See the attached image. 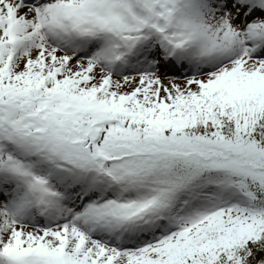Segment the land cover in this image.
<instances>
[{
    "label": "snow or ice",
    "instance_id": "1",
    "mask_svg": "<svg viewBox=\"0 0 264 264\" xmlns=\"http://www.w3.org/2000/svg\"><path fill=\"white\" fill-rule=\"evenodd\" d=\"M0 264H264V0H0Z\"/></svg>",
    "mask_w": 264,
    "mask_h": 264
}]
</instances>
